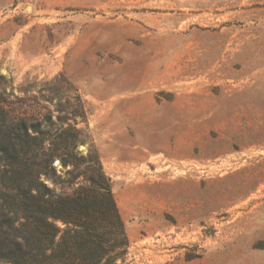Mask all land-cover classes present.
<instances>
[{
	"label": "rangeland",
	"instance_id": "rangeland-1",
	"mask_svg": "<svg viewBox=\"0 0 264 264\" xmlns=\"http://www.w3.org/2000/svg\"><path fill=\"white\" fill-rule=\"evenodd\" d=\"M0 77L81 97L132 264H264V0H0Z\"/></svg>",
	"mask_w": 264,
	"mask_h": 264
},
{
	"label": "trees",
	"instance_id": "trees-1",
	"mask_svg": "<svg viewBox=\"0 0 264 264\" xmlns=\"http://www.w3.org/2000/svg\"><path fill=\"white\" fill-rule=\"evenodd\" d=\"M76 100L55 121L0 81V264H132L98 151L91 144L87 155L77 152L88 136L78 128L85 112Z\"/></svg>",
	"mask_w": 264,
	"mask_h": 264
}]
</instances>
